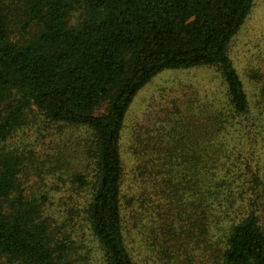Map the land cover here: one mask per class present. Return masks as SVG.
<instances>
[{
	"label": "trees",
	"instance_id": "trees-1",
	"mask_svg": "<svg viewBox=\"0 0 264 264\" xmlns=\"http://www.w3.org/2000/svg\"><path fill=\"white\" fill-rule=\"evenodd\" d=\"M255 4L0 0V264H264V71L230 54ZM193 68L221 90L135 130L129 182L134 100Z\"/></svg>",
	"mask_w": 264,
	"mask_h": 264
},
{
	"label": "rangeland",
	"instance_id": "rangeland-1",
	"mask_svg": "<svg viewBox=\"0 0 264 264\" xmlns=\"http://www.w3.org/2000/svg\"><path fill=\"white\" fill-rule=\"evenodd\" d=\"M236 38L231 45L230 54L246 85H249L248 73L251 66L264 71V0H256L254 11ZM219 83L215 72L207 68L166 70L138 94L127 115L123 135L129 182L133 178L135 164L127 149L133 144L134 131L145 134L148 129L166 123V118L170 117L169 112L175 109L176 103L197 98L196 96L202 100L217 90L220 91ZM193 93L197 95L190 96ZM198 117L204 120L201 116ZM37 180L34 176L33 186L37 184ZM219 239L220 237L217 238ZM224 239L223 236L222 240Z\"/></svg>",
	"mask_w": 264,
	"mask_h": 264
}]
</instances>
